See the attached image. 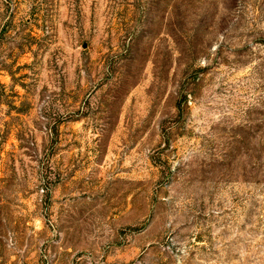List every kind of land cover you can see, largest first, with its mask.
Masks as SVG:
<instances>
[{
    "label": "rangeland",
    "instance_id": "374dc122",
    "mask_svg": "<svg viewBox=\"0 0 264 264\" xmlns=\"http://www.w3.org/2000/svg\"><path fill=\"white\" fill-rule=\"evenodd\" d=\"M0 264H264V0H0Z\"/></svg>",
    "mask_w": 264,
    "mask_h": 264
}]
</instances>
